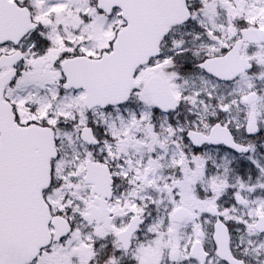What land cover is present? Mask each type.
Segmentation results:
<instances>
[{
	"label": "snow or ice",
	"instance_id": "1",
	"mask_svg": "<svg viewBox=\"0 0 264 264\" xmlns=\"http://www.w3.org/2000/svg\"><path fill=\"white\" fill-rule=\"evenodd\" d=\"M0 264H264V0H0Z\"/></svg>",
	"mask_w": 264,
	"mask_h": 264
}]
</instances>
